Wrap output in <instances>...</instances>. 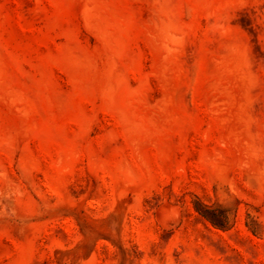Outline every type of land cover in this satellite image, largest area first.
<instances>
[{"label": "rangeland", "instance_id": "1", "mask_svg": "<svg viewBox=\"0 0 264 264\" xmlns=\"http://www.w3.org/2000/svg\"><path fill=\"white\" fill-rule=\"evenodd\" d=\"M0 264H264V0H0Z\"/></svg>", "mask_w": 264, "mask_h": 264}]
</instances>
